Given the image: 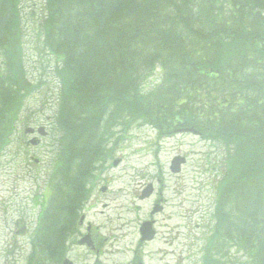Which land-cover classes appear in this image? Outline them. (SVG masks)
I'll return each instance as SVG.
<instances>
[{
	"label": "trees",
	"instance_id": "1",
	"mask_svg": "<svg viewBox=\"0 0 264 264\" xmlns=\"http://www.w3.org/2000/svg\"><path fill=\"white\" fill-rule=\"evenodd\" d=\"M22 4L0 0V159L40 88L25 78ZM40 9V55L54 59L60 84V150L28 264L63 262L90 185L116 153L110 142L139 125L162 136L194 128L223 148L215 264L231 243L264 264V0H44Z\"/></svg>",
	"mask_w": 264,
	"mask_h": 264
},
{
	"label": "rangeland",
	"instance_id": "2",
	"mask_svg": "<svg viewBox=\"0 0 264 264\" xmlns=\"http://www.w3.org/2000/svg\"><path fill=\"white\" fill-rule=\"evenodd\" d=\"M43 2L22 4L25 78L40 88L26 95L20 132L0 159V264H28L39 215L53 191L50 177L60 150L53 132L59 80L54 59L40 55L43 40L37 22ZM40 126L47 127L49 136L38 147L28 146L33 137H27L25 129ZM115 147L114 157L90 185L91 201L84 212L82 233L91 224L98 246H73L68 258L74 264H215L209 242L217 222L218 187L227 173L223 148L201 135L162 136L148 125L113 139L109 148ZM177 156L187 163L174 174L171 166ZM115 160H120L117 167ZM149 187L152 195L142 199ZM158 207L162 209L155 212ZM148 223L156 236L142 242L141 228ZM228 249L229 256L218 264H251L235 243Z\"/></svg>",
	"mask_w": 264,
	"mask_h": 264
},
{
	"label": "water",
	"instance_id": "3",
	"mask_svg": "<svg viewBox=\"0 0 264 264\" xmlns=\"http://www.w3.org/2000/svg\"><path fill=\"white\" fill-rule=\"evenodd\" d=\"M184 132H192L194 134H197L195 131L193 130H184ZM27 134H33L35 133V129L33 128H29L27 131H26ZM39 133L42 135V136H46L47 135V132H46V129L44 127L40 128L39 129ZM32 144L34 145H37L40 143L39 140H32L31 141ZM186 160L185 158H181V157H178L176 158L174 161H173V166H172V171L177 173V172H180L181 170V165L183 163H185ZM119 164V161H116L115 162V165H118ZM105 191V189L103 190ZM142 235H143V239L142 240H146V239H152L153 236H154V232L151 230V223H148L146 224L143 228H142ZM88 239H85L83 241L80 242V244H85L87 242ZM64 264H72V262H70L69 260L66 261Z\"/></svg>",
	"mask_w": 264,
	"mask_h": 264
},
{
	"label": "flooded vegetation",
	"instance_id": "4",
	"mask_svg": "<svg viewBox=\"0 0 264 264\" xmlns=\"http://www.w3.org/2000/svg\"><path fill=\"white\" fill-rule=\"evenodd\" d=\"M93 241H94V245H95L94 248L96 249L98 245L96 244V240H94V238H93Z\"/></svg>",
	"mask_w": 264,
	"mask_h": 264
}]
</instances>
